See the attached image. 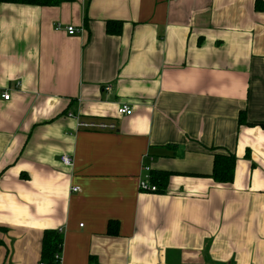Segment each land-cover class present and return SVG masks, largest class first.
I'll return each instance as SVG.
<instances>
[{
  "label": "crops",
  "instance_id": "0c3cea01",
  "mask_svg": "<svg viewBox=\"0 0 264 264\" xmlns=\"http://www.w3.org/2000/svg\"><path fill=\"white\" fill-rule=\"evenodd\" d=\"M263 124L255 0L1 3L0 264H36L47 230L61 264H264Z\"/></svg>",
  "mask_w": 264,
  "mask_h": 264
},
{
  "label": "trees",
  "instance_id": "16d2710c",
  "mask_svg": "<svg viewBox=\"0 0 264 264\" xmlns=\"http://www.w3.org/2000/svg\"><path fill=\"white\" fill-rule=\"evenodd\" d=\"M74 0H0L1 3H20L38 6H55L63 2H70ZM255 10L264 11V0H255ZM86 20V17H85ZM121 21L109 20L106 22V31L111 34H119L121 32ZM239 121L243 122V116L240 115ZM264 128V124L262 125ZM235 157L233 155H218L215 154L213 158V167L210 174L216 181L219 182H231L234 174ZM167 179L166 172H156L151 176L152 183H155L158 188L164 185ZM62 237L61 234L55 230H47L43 233L42 238V258L46 260L48 264H52L53 256L59 249Z\"/></svg>",
  "mask_w": 264,
  "mask_h": 264
},
{
  "label": "built area",
  "instance_id": "2783aa9c",
  "mask_svg": "<svg viewBox=\"0 0 264 264\" xmlns=\"http://www.w3.org/2000/svg\"><path fill=\"white\" fill-rule=\"evenodd\" d=\"M66 32L68 34H74L77 30L75 28V26L73 25H67L66 26ZM2 97L4 99H9L10 94L9 92H3ZM132 112V108L129 107L126 104H122L121 107H119L118 109V113L120 115H130ZM69 116H73L71 113L68 114ZM77 119V117H76ZM76 125L78 127H82V128H87V129H96V130H113L115 129V123L113 122H107V121H103V120H77ZM61 161L64 165L66 166H72L73 164V160L68 157L67 155H62L61 156ZM142 169L143 171H145V174H143L138 181V187L141 190L144 191H151L154 192L156 191L157 185L155 183H152L151 181V174H150V167L147 165H142ZM73 191H79L80 187L79 186H73L72 187ZM61 231L59 230L58 233H60ZM61 248H62V244H60L59 249L57 250V252L54 254L53 256V262L52 264H61L62 263V256H61ZM36 264H48L46 260L43 259H39Z\"/></svg>",
  "mask_w": 264,
  "mask_h": 264
}]
</instances>
